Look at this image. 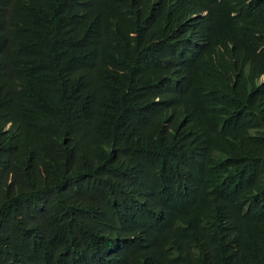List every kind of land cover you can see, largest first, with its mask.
<instances>
[{
    "label": "trees",
    "instance_id": "trees-1",
    "mask_svg": "<svg viewBox=\"0 0 264 264\" xmlns=\"http://www.w3.org/2000/svg\"><path fill=\"white\" fill-rule=\"evenodd\" d=\"M0 264H264V0H0Z\"/></svg>",
    "mask_w": 264,
    "mask_h": 264
},
{
    "label": "clouds",
    "instance_id": "clouds-1",
    "mask_svg": "<svg viewBox=\"0 0 264 264\" xmlns=\"http://www.w3.org/2000/svg\"><path fill=\"white\" fill-rule=\"evenodd\" d=\"M202 15L207 16V10H206V9L203 10ZM7 126H8V125H7ZM7 126H6V127H7Z\"/></svg>",
    "mask_w": 264,
    "mask_h": 264
}]
</instances>
